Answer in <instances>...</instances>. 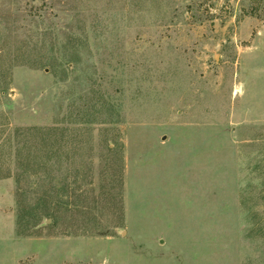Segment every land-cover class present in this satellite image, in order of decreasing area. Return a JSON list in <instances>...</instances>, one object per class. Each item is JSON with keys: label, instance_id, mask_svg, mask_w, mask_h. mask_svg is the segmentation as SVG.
Here are the masks:
<instances>
[{"label": "rangeland", "instance_id": "obj_1", "mask_svg": "<svg viewBox=\"0 0 264 264\" xmlns=\"http://www.w3.org/2000/svg\"><path fill=\"white\" fill-rule=\"evenodd\" d=\"M0 264H264V0H0Z\"/></svg>", "mask_w": 264, "mask_h": 264}]
</instances>
